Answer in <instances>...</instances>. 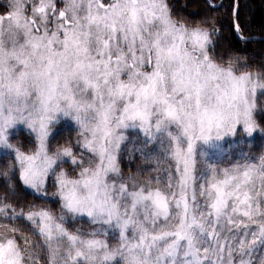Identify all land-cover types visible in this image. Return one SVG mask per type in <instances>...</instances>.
<instances>
[{
    "label": "snow or ice",
    "instance_id": "1",
    "mask_svg": "<svg viewBox=\"0 0 264 264\" xmlns=\"http://www.w3.org/2000/svg\"><path fill=\"white\" fill-rule=\"evenodd\" d=\"M178 6L8 0L0 264H264V153L210 156L264 136V64L218 54L214 18ZM64 123L75 139L53 148ZM124 161L141 168L125 175Z\"/></svg>",
    "mask_w": 264,
    "mask_h": 264
},
{
    "label": "trees",
    "instance_id": "2",
    "mask_svg": "<svg viewBox=\"0 0 264 264\" xmlns=\"http://www.w3.org/2000/svg\"><path fill=\"white\" fill-rule=\"evenodd\" d=\"M237 0H213V3L221 4L215 8H211L206 3V0H176L178 3L177 11L182 15H187L193 22H198L205 17H212L217 22L216 27L219 29L218 50L219 54H242L246 55L250 62L259 65L264 64V0H238V22L241 28L244 30V35L248 37H258L255 40H249L242 42L237 38V34L234 30V10ZM189 5L187 8L184 5ZM221 48V49H220ZM66 131V132H65ZM67 131L69 134L67 135ZM75 131L73 128L68 127L58 129L55 133V140L53 141V148L56 143L63 144L66 139H75ZM20 141L26 147H32V139L24 134L23 129L19 134ZM254 143V142H253ZM252 143V146H254ZM22 188V186H21ZM18 196L22 200H27L32 203L41 204L42 200L36 197L30 190L23 189L18 193ZM52 208L54 211H59L58 202L49 198V202L46 205ZM75 227H82L80 224H76ZM86 227V225L84 226Z\"/></svg>",
    "mask_w": 264,
    "mask_h": 264
},
{
    "label": "rangeland",
    "instance_id": "3",
    "mask_svg": "<svg viewBox=\"0 0 264 264\" xmlns=\"http://www.w3.org/2000/svg\"><path fill=\"white\" fill-rule=\"evenodd\" d=\"M7 2L8 0H0V14L6 12V8L4 6L7 4ZM218 41H222V40L218 38ZM219 51L220 50H218V54H219ZM68 127L73 128V125H71L70 123H64L58 126V129L65 128V130H67ZM66 134L68 135L69 132L67 131ZM252 143L254 146H252ZM222 149L223 150L219 153L211 152L210 153L211 158L221 159V160L234 159V158L239 157V155L242 152L248 153L253 156H258L264 153V136L260 134H255V138L251 142H249L247 139L241 140L239 137L229 138L225 142H223ZM127 165H128V161H124L122 163V168L124 169L125 175L135 174V172L141 168V165L138 162L136 164H133L131 169H129ZM144 175H145V178H147L146 174Z\"/></svg>",
    "mask_w": 264,
    "mask_h": 264
},
{
    "label": "water",
    "instance_id": "4",
    "mask_svg": "<svg viewBox=\"0 0 264 264\" xmlns=\"http://www.w3.org/2000/svg\"><path fill=\"white\" fill-rule=\"evenodd\" d=\"M221 4V2L220 3H218V4H215L216 6H219ZM237 11V1H236V5H235V10H234V12H236ZM235 19V18H234ZM253 39L252 40H255V39H258V37H252ZM262 40H264V38H262Z\"/></svg>",
    "mask_w": 264,
    "mask_h": 264
}]
</instances>
